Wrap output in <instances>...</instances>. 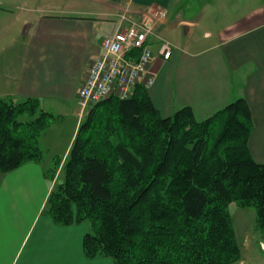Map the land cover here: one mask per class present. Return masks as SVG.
I'll use <instances>...</instances> for the list:
<instances>
[{"label":"trees","instance_id":"trees-1","mask_svg":"<svg viewBox=\"0 0 264 264\" xmlns=\"http://www.w3.org/2000/svg\"><path fill=\"white\" fill-rule=\"evenodd\" d=\"M26 118V119H21ZM56 119L37 98L0 96V172L43 160L39 136ZM244 97L198 120L190 106L163 116L139 82L130 97L91 105L47 212L87 222L85 255L116 264H231L242 249L230 204L256 209L264 238V163L249 147Z\"/></svg>","mask_w":264,"mask_h":264},{"label":"crops","instance_id":"crops-1","mask_svg":"<svg viewBox=\"0 0 264 264\" xmlns=\"http://www.w3.org/2000/svg\"><path fill=\"white\" fill-rule=\"evenodd\" d=\"M155 6L169 16L152 44L154 105L165 117L190 106L204 120L244 97L254 122L250 151L264 163V0H0V96L37 98L56 117L71 109L78 116L80 86L119 14ZM162 38L174 45L170 59L159 52ZM45 162L0 172V264H116L85 255L87 222L58 224L47 212L56 165ZM233 223L242 256L231 264H253L263 235L255 225L252 237L243 218Z\"/></svg>","mask_w":264,"mask_h":264},{"label":"built area","instance_id":"built-area-1","mask_svg":"<svg viewBox=\"0 0 264 264\" xmlns=\"http://www.w3.org/2000/svg\"><path fill=\"white\" fill-rule=\"evenodd\" d=\"M166 8L151 7L138 16L128 11L119 14L114 32L104 37L102 53L94 58L79 89L82 105L96 103L110 96L130 97L137 83L149 87L155 73L151 66L154 59L152 48L157 36V26L168 19ZM159 52L170 59L174 45L160 39Z\"/></svg>","mask_w":264,"mask_h":264},{"label":"rangeland","instance_id":"rangeland-1","mask_svg":"<svg viewBox=\"0 0 264 264\" xmlns=\"http://www.w3.org/2000/svg\"><path fill=\"white\" fill-rule=\"evenodd\" d=\"M93 104L95 103H88L85 105L81 104L78 116L74 109L65 111L63 113L64 115H60L61 117L57 116L55 121L50 125V128H47V130H45L41 134L40 144L42 149L44 150L43 160L46 161V165L52 163L56 165L55 173L51 174L52 179H54L55 181V185L53 184V189H56L58 185L64 181V165L73 143L71 139L73 136L75 138L79 125L85 120L89 109ZM75 124L77 125V130L75 133H73ZM66 150H68V154L65 158H62ZM51 156L54 158H51ZM56 168L58 169L56 170ZM230 212L236 224H238L237 222L240 218H243L245 221L249 222V224L251 225L252 237H254V230L257 229L254 228L257 221L256 209L254 207H243L237 202H232L230 204ZM257 231L258 229L256 230V232ZM253 258H255L253 264H264V252H262V255L258 257H254L253 253Z\"/></svg>","mask_w":264,"mask_h":264}]
</instances>
